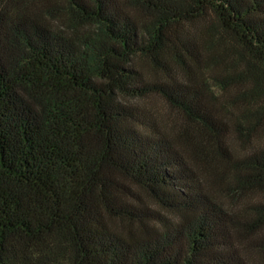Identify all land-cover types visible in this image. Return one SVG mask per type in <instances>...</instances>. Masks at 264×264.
<instances>
[{
  "label": "trees",
  "instance_id": "obj_1",
  "mask_svg": "<svg viewBox=\"0 0 264 264\" xmlns=\"http://www.w3.org/2000/svg\"><path fill=\"white\" fill-rule=\"evenodd\" d=\"M263 134L264 0H0V264H248Z\"/></svg>",
  "mask_w": 264,
  "mask_h": 264
},
{
  "label": "rangeland",
  "instance_id": "obj_2",
  "mask_svg": "<svg viewBox=\"0 0 264 264\" xmlns=\"http://www.w3.org/2000/svg\"><path fill=\"white\" fill-rule=\"evenodd\" d=\"M144 70H147V68ZM203 74H204V76H206L203 79L204 85H206V88L210 87V89H212L213 88L212 87V81L208 77L209 75L207 73H203ZM216 90L217 89H215L214 92ZM219 92L223 93L222 91H219ZM231 100L232 99L229 96L228 99H226L225 104H227L229 102V108H230L231 112L234 114L233 117H236L238 119L239 116L242 115L240 113L241 105L238 104V105H235L233 107H230V103H231L230 101ZM151 104H152L151 110L157 118H161V119L165 118V121H167L168 123H170L174 119V116L171 115L172 112L168 113L167 109L164 107V105H162V102L160 100L158 101V100L154 99V101H152ZM230 128H231V134H230L231 139L230 140L232 142L231 150H232L233 157H240L241 158L242 156H244L248 152H250L253 148H256V146L259 147V145H261L263 143V141L257 139V137H254L249 142L245 143V140H247L246 137H244L245 135L238 136V134H236V132H235L234 126H230ZM222 176L224 177V179L229 180L228 178L230 175L227 176V174H226V175H222ZM220 198H221V201L223 203H225V199L223 197H220ZM259 200L260 199L257 195H251L248 198L244 199L243 203L250 206V205L258 202ZM245 249H246L245 245H242V251H243V254L245 256H247L246 259H247L248 264H264V254L261 255V254L255 253V252L249 253L248 249H247V253H245Z\"/></svg>",
  "mask_w": 264,
  "mask_h": 264
}]
</instances>
